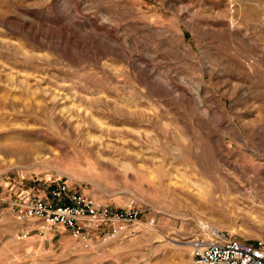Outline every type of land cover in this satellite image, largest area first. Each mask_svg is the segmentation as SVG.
Returning <instances> with one entry per match:
<instances>
[{
	"label": "rangeland",
	"instance_id": "rangeland-1",
	"mask_svg": "<svg viewBox=\"0 0 264 264\" xmlns=\"http://www.w3.org/2000/svg\"><path fill=\"white\" fill-rule=\"evenodd\" d=\"M59 184L140 223L22 240L5 201ZM211 229L264 237V0H0V264H194Z\"/></svg>",
	"mask_w": 264,
	"mask_h": 264
},
{
	"label": "built area",
	"instance_id": "built-area-1",
	"mask_svg": "<svg viewBox=\"0 0 264 264\" xmlns=\"http://www.w3.org/2000/svg\"><path fill=\"white\" fill-rule=\"evenodd\" d=\"M5 204L13 219L24 227L22 240L31 233L47 240L54 230L66 232L74 240L87 241L93 236L115 240L140 223V212L133 203L112 208L72 192L65 184L52 187L44 197L21 195ZM188 247L194 264H264V237L245 242L211 229L192 238Z\"/></svg>",
	"mask_w": 264,
	"mask_h": 264
},
{
	"label": "bare ground",
	"instance_id": "bare-ground-1",
	"mask_svg": "<svg viewBox=\"0 0 264 264\" xmlns=\"http://www.w3.org/2000/svg\"><path fill=\"white\" fill-rule=\"evenodd\" d=\"M180 159V158H179ZM170 177H171V172L169 171H163L161 174H160V176H159V181H158V185H159V187H162V181H164V180H166V179H170ZM165 182V181H164ZM166 184V183H165ZM162 191L163 192H165V193H167V194H172V192H171V188L170 187H167V186H164V187H162ZM207 195L208 196H206L207 198H208V200H207V203L208 204H210L211 206L213 205V199L211 198V196H210V194L209 193H207ZM206 198V199H207ZM203 199V198H202ZM206 204V203H205ZM205 208V207H204Z\"/></svg>",
	"mask_w": 264,
	"mask_h": 264
}]
</instances>
